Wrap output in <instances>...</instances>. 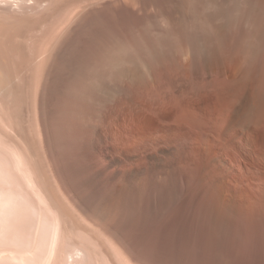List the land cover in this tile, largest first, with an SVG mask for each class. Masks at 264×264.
<instances>
[{"label":"bare ground","instance_id":"obj_1","mask_svg":"<svg viewBox=\"0 0 264 264\" xmlns=\"http://www.w3.org/2000/svg\"><path fill=\"white\" fill-rule=\"evenodd\" d=\"M108 1V11L95 16L100 36L108 32L133 43L152 31L145 34L159 13L164 16L158 24L164 32L156 38L153 30L156 41L145 43L143 60L118 59L108 73L115 85L96 83V92L109 102L96 121L98 131H123L126 176L135 180L136 168L146 175L139 195L129 194L127 229L150 224L157 232L152 235H161L147 240L149 256L140 252L148 243L138 256L146 264H264V0H171L174 5L165 11L162 0ZM15 2L0 0V10ZM117 82H125L123 90ZM29 176L26 182L43 206L39 217L50 237V263L61 238L60 213ZM16 197L0 193V220L2 210L19 204ZM238 211L252 212L254 252L237 249L240 233L245 236L236 228ZM82 244L72 245L66 255L85 259Z\"/></svg>","mask_w":264,"mask_h":264},{"label":"rangeland","instance_id":"obj_2","mask_svg":"<svg viewBox=\"0 0 264 264\" xmlns=\"http://www.w3.org/2000/svg\"><path fill=\"white\" fill-rule=\"evenodd\" d=\"M173 1H160L161 10H169ZM15 3L13 8H8L9 4L0 10V193L18 195L19 204L1 212L0 264H108L107 261L146 264L138 256L139 251L148 246L140 252L149 253L147 240L153 239L156 229L150 224L133 231L135 234L127 229L130 201L139 195L146 175L136 168L135 180L126 176L129 150L122 138L123 131H98L96 121L109 102L96 92V83L104 80L107 87L115 85L108 73L112 72L111 63L118 59H144L143 46L156 41L153 30L157 31L156 38L164 32L163 14L159 13L155 17L158 20L147 25L145 34L150 29L153 32L144 35L147 39L132 43L108 32L101 36L95 32L97 11H108L105 9L106 6L109 9L108 0H16ZM159 20L162 26L158 25ZM125 82H117L119 90H123ZM138 153L135 152L140 156ZM26 175H30L36 189L60 213L61 238L50 263L46 262L50 237L39 217L44 212L43 206L36 201ZM25 196L32 207L23 204ZM245 213L247 216L241 211L237 215L241 218L240 226L236 217V230L241 229L245 235L238 232L243 239L238 237L237 249L251 253L256 248L255 222L251 211ZM158 235L155 236H161ZM79 243L87 249L86 258L68 257L71 246Z\"/></svg>","mask_w":264,"mask_h":264}]
</instances>
